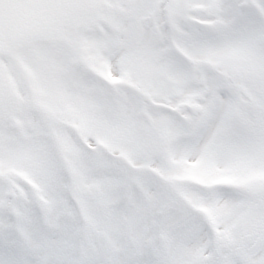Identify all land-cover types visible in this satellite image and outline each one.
<instances>
[{
  "label": "snow or ice",
  "instance_id": "snow-or-ice-1",
  "mask_svg": "<svg viewBox=\"0 0 264 264\" xmlns=\"http://www.w3.org/2000/svg\"><path fill=\"white\" fill-rule=\"evenodd\" d=\"M0 264H264V0H0Z\"/></svg>",
  "mask_w": 264,
  "mask_h": 264
}]
</instances>
